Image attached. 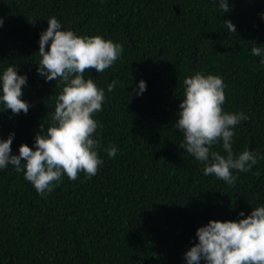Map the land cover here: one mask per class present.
<instances>
[{
    "label": "trees",
    "instance_id": "trees-1",
    "mask_svg": "<svg viewBox=\"0 0 264 264\" xmlns=\"http://www.w3.org/2000/svg\"><path fill=\"white\" fill-rule=\"evenodd\" d=\"M228 4L222 13L214 0H0V77L9 66L26 76L21 99L30 105L13 114L0 102V140L15 133L11 154L21 144L35 150L64 87L37 72L47 20L123 47L109 68L84 73L105 94L93 113L103 161L95 176L65 174L40 195L23 170L0 169V264H187L199 227L264 207V0ZM197 72L223 80V112L248 117L232 128V150L258 154L257 163L232 170V185L205 176V163L179 146L183 81ZM141 80L146 90L138 96L133 89ZM222 145L210 151L226 156Z\"/></svg>",
    "mask_w": 264,
    "mask_h": 264
},
{
    "label": "clouds",
    "instance_id": "clouds-1",
    "mask_svg": "<svg viewBox=\"0 0 264 264\" xmlns=\"http://www.w3.org/2000/svg\"><path fill=\"white\" fill-rule=\"evenodd\" d=\"M214 3L222 13L230 10L228 0H214ZM261 17L264 18V13ZM47 21V29L40 34L38 55L41 59L37 72L46 82L59 79L64 85L57 97L52 124L46 129L41 126L34 138L35 150L21 144L18 155L11 154L15 133L0 140V169L12 165L17 172L23 170L25 179L40 195L50 193L65 174L70 180H76L81 172L87 177L97 174L103 161L95 151L98 141L92 138L98 127L93 113L102 110L105 94L84 73L90 69L103 72L123 52L122 45L100 35L77 36L62 30L55 17ZM224 23L236 33L230 20ZM261 51L259 47L252 48L253 55L260 56ZM26 83L27 77L18 75L13 66L7 67L0 77V102L13 114L29 111L30 105L21 99L22 86ZM116 83L114 80L108 85L109 92ZM183 84L184 99L175 122L184 137L179 146L205 163V176L215 175L232 185L237 179L232 170L246 172L257 163L258 154L245 150L234 155L232 150L235 135L232 128L248 117L242 112H223L225 85L219 76L197 72L185 78ZM145 90L143 80L138 84V91L133 89L138 96ZM219 140L223 141L226 156L210 151ZM107 151L114 158L117 148L112 146ZM239 216L245 217V213L241 211ZM196 237L197 242L185 253L187 264H201L202 260L204 264H264V207L253 208L246 218L237 221L210 220L196 230Z\"/></svg>",
    "mask_w": 264,
    "mask_h": 264
}]
</instances>
